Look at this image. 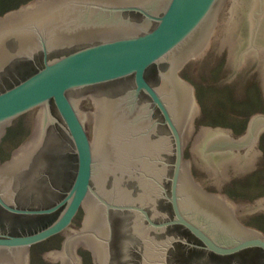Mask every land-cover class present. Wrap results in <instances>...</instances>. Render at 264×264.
Returning a JSON list of instances; mask_svg holds the SVG:
<instances>
[{"label":"water","instance_id":"obj_1","mask_svg":"<svg viewBox=\"0 0 264 264\" xmlns=\"http://www.w3.org/2000/svg\"><path fill=\"white\" fill-rule=\"evenodd\" d=\"M219 41L233 79L262 69L264 0H33L0 16V264L63 229L46 258L80 264H264L262 209L206 192L256 168L264 114L244 137L197 130L196 89L179 76ZM216 50V51H219ZM39 106L30 142L2 165L4 126Z\"/></svg>","mask_w":264,"mask_h":264},{"label":"rangeland","instance_id":"obj_2","mask_svg":"<svg viewBox=\"0 0 264 264\" xmlns=\"http://www.w3.org/2000/svg\"><path fill=\"white\" fill-rule=\"evenodd\" d=\"M31 1L33 0H0V16ZM219 47L222 46L217 41L209 46L204 60L185 61L179 73L180 77L196 89L199 109L197 130L200 133L202 127L244 130L248 128L252 115L264 114L262 69L244 63L236 80H228L233 79L231 47L221 50ZM38 115L39 106L10 120V126L4 128L14 129L19 125L21 132L15 133L16 137L10 134L12 137L9 142L19 143L37 130ZM260 137L264 140V135ZM227 175L228 181L224 190L231 194L243 193L241 198H229L235 204L233 213L237 212L239 206L256 207L261 197L264 198V184L261 183L264 180V160L259 159L256 168L249 166L247 174H236L234 164L227 163ZM251 177H257L260 182L256 184ZM242 185H247V188L241 189ZM216 188H221V185L217 183L210 187L204 186L209 191H215ZM238 223L256 229L261 227V233L264 234L262 209L238 217Z\"/></svg>","mask_w":264,"mask_h":264},{"label":"flooded vegetation","instance_id":"obj_3","mask_svg":"<svg viewBox=\"0 0 264 264\" xmlns=\"http://www.w3.org/2000/svg\"><path fill=\"white\" fill-rule=\"evenodd\" d=\"M182 68H183V66H182ZM178 73H180V72H178ZM246 129L247 128H245L244 130H236L233 128H228V130L234 134L233 138L244 137L245 133L247 131ZM19 132H21L19 125L15 126L14 129H7L6 130L4 128L2 165H1V167L5 166L6 162H8V164L13 162L14 160H13L12 156H17L19 154V152L30 142V140L33 137V132H32L27 138H25L24 140H21L19 143L16 142L15 144H13V142H12V144H11L10 139L12 136H10V134H13V136L16 137L15 133H19ZM243 133H244V135H242ZM14 137L12 138L13 140H14ZM258 150H263L259 159L264 160V140L262 139V137H258ZM252 180L257 182L256 184H258L260 182V181L258 182L257 177L252 178ZM243 181H245V180H243ZM261 183L264 184V180H262ZM240 188L246 189L247 185L240 187ZM205 191L209 192V193H213V194H221L230 201H231V199H229L230 197L232 199H235V198L237 199V198H241L240 195L243 194V193L231 194L228 191L223 190L222 187L216 188L215 191H209L208 189H205ZM233 212H234V208H233L232 213ZM240 225H243V224H240ZM259 229L263 231V228L259 227ZM65 235H68V234L66 232V229H63V230L43 239L41 241L30 244L28 264H59V260L52 259V258H46V257L50 256L51 254H53V253H55L58 250L63 248L64 244L66 243V241L68 239V237H65ZM262 235H264V234H262ZM75 252L79 254V263L80 264H95L94 252L88 251V243L76 248Z\"/></svg>","mask_w":264,"mask_h":264}]
</instances>
